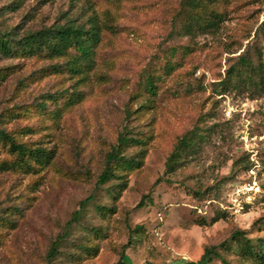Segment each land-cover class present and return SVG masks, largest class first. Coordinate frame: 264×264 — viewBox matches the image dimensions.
<instances>
[{
	"label": "rangeland",
	"instance_id": "1",
	"mask_svg": "<svg viewBox=\"0 0 264 264\" xmlns=\"http://www.w3.org/2000/svg\"><path fill=\"white\" fill-rule=\"evenodd\" d=\"M180 1L0 0V31L17 37L90 16L100 28L79 72L65 68L71 48L0 57V128L53 152L47 164L24 163L0 142V264H117L122 251L127 264H184L210 246L229 264H253L230 237L264 236V89L220 81L240 55L264 61V0L217 1L222 20L189 33L174 17ZM196 128L197 150L165 172L176 141ZM125 129L143 136L146 152L113 198L115 181L96 178ZM79 243L96 253L73 260Z\"/></svg>",
	"mask_w": 264,
	"mask_h": 264
},
{
	"label": "trees",
	"instance_id": "2",
	"mask_svg": "<svg viewBox=\"0 0 264 264\" xmlns=\"http://www.w3.org/2000/svg\"><path fill=\"white\" fill-rule=\"evenodd\" d=\"M220 0H181L178 10L174 17H181L183 32H192L194 30L207 31L215 27L222 20V13L216 11L212 5ZM225 1V0H221ZM262 47L264 49V21L261 25ZM100 40V28L97 21L92 16L87 18V23H74L69 20L63 24H54L42 27L34 31H28L17 37L11 31H0V57H13L18 55L32 56L41 52L49 55H63L68 49H74L76 57L67 60L65 68L70 71L79 72L82 67L89 64L94 53L95 46ZM240 65L229 67L226 71V78L220 81V85L226 86L230 78H234V86L245 85L249 88L264 89V61L261 56L257 62H253L249 57L240 55ZM61 67L60 64L54 65V69ZM172 62L167 60L164 69H171ZM146 89L152 94L155 93V85L149 77L145 82ZM203 140V135L198 129H192L184 133L175 143L172 150L166 157L165 172L171 173L176 170L183 162V157L197 150L199 142ZM0 142L8 145L11 152L22 162H28L32 159L36 163L47 164L53 157L51 149L43 146H28L24 143L16 142L14 137L0 128ZM146 141L139 133H130L125 129L119 134L114 145L105 156L104 166L97 175L96 184L101 185L108 181H115L111 194H116L126 186V173L139 168L146 152ZM131 146L138 147L133 154H127L125 149ZM91 195L80 202V208L76 210L74 216L79 215L86 202L91 201ZM141 204V202L139 203ZM101 214L113 212V208L103 205L95 206ZM70 222V221H69ZM68 222V224H70ZM98 231V229H95ZM66 236V235H65ZM59 239L54 241L48 251V254L55 256ZM235 243L236 250L240 257L251 261L253 264H264V236L258 237L255 241L246 237L241 230H234L230 237ZM222 243L221 245H223ZM216 246L206 247L200 259L196 262L188 261L184 264H204L218 258L224 264H229L217 251ZM79 253L73 251L70 257L77 260L81 253L95 254L96 246L77 244ZM124 252L120 254L117 264H127L123 261ZM153 264V263H143Z\"/></svg>",
	"mask_w": 264,
	"mask_h": 264
}]
</instances>
